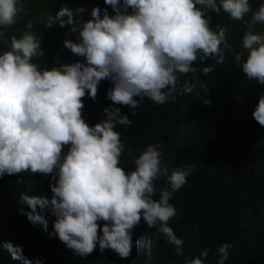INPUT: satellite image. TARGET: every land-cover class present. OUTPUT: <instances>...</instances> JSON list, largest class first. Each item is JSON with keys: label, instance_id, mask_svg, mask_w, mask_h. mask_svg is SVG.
Returning a JSON list of instances; mask_svg holds the SVG:
<instances>
[{"label": "clouds", "instance_id": "1", "mask_svg": "<svg viewBox=\"0 0 264 264\" xmlns=\"http://www.w3.org/2000/svg\"><path fill=\"white\" fill-rule=\"evenodd\" d=\"M104 4L112 15L93 7L85 22L78 18L85 8L62 6L44 25L71 26L77 42L66 40L64 47L83 62L41 69L33 62L44 52L30 31L31 20L22 36L9 38L8 50L0 54V177L23 172L50 177L51 198L22 194L20 203L29 211L21 207L18 213L45 230V215L55 217L50 238H58L76 256L85 258L99 245L100 254L110 249L121 259L128 258L134 247L132 230L143 220L174 246L183 264H206L212 250L184 255V241L169 226L177 215L170 200L196 168L162 167L161 146L149 144L134 158V169L126 172L120 166L125 149L115 128L129 127L132 121L120 108L108 107L103 110L106 119L90 127L82 118L83 98L87 93L95 101L99 83L109 80L112 88L106 98L129 107L135 116L144 98L164 105L193 92L196 84L189 80L180 84L178 74L195 72L192 65L198 58L201 63L208 58L224 62L227 30L220 25L213 30L208 15L221 11L236 21L251 13L235 60L248 80L264 85V32L255 30L264 23V3L255 11L249 0H104ZM22 12L28 15L21 0H0V29L14 25ZM211 71L202 69L203 74ZM202 103L211 106L209 99L202 98ZM252 117L264 127V95ZM161 177L168 186L154 199V182ZM151 229L144 230L146 237H155ZM232 247L224 243L212 253L216 264H225ZM0 249L20 264H42L27 258L22 245L0 242Z\"/></svg>", "mask_w": 264, "mask_h": 264}, {"label": "trees", "instance_id": "2", "mask_svg": "<svg viewBox=\"0 0 264 264\" xmlns=\"http://www.w3.org/2000/svg\"><path fill=\"white\" fill-rule=\"evenodd\" d=\"M21 2L28 15L22 12L14 25L0 29L4 32L0 36V54L8 50L12 35L17 38L23 35L26 22L31 20L34 27L30 31L41 41L44 52L43 57L33 58V62L44 70L83 62L82 57L64 47L66 40L77 42L78 34L71 31V26L53 25L43 29L49 15L54 16L62 6L70 10L85 8V13L78 17L85 22L91 19L93 7L107 9L112 15L111 7L105 5L104 0ZM262 3L264 0H249L253 11ZM39 14H43L41 22L36 20ZM208 15L213 30L217 25L226 28L229 47L224 49L223 63L218 64L212 58L201 63L198 58L192 65L195 72L178 74L180 84L185 80L196 84L193 92L178 95L175 103L164 105L144 98L136 110L137 115L133 116L132 109L113 105L106 98L112 83L102 80L95 101L87 93L83 98L82 118L91 127L106 119L103 110L108 107L120 108L122 114L128 115L131 126L117 125L115 128L124 145L120 166L126 172L134 169V158L149 144L161 146V162H170V171L187 165L196 168L170 200L177 215L169 221V226L184 241V255L198 256L204 248H210L212 251L206 264H216L212 253L221 244L228 243L233 247L225 264H264V127L252 117L259 97L264 95V85L248 80L239 67L240 62L235 60V53L242 51L241 41L251 13L241 21L231 19L223 11L219 14L209 12ZM255 30L264 32V23H258ZM205 67L212 68V71L203 74ZM216 82L224 83V92L217 93ZM237 85L242 87L237 92L238 101L233 102L227 92ZM202 98L209 99L211 106L204 105ZM134 99L139 100V97ZM237 103L246 114V119L240 122L235 120ZM185 130L188 132L183 138ZM49 182V176L28 172L0 177V242L22 245L27 258L40 259L42 264H183V257L176 255L174 246L168 244L155 228H148L143 220L132 230L134 247L128 258L121 259L110 249L100 254L99 245L85 258L74 255L58 238H50L55 217L45 215L48 220L45 230L40 224L32 225L18 213L21 207L29 211L19 202L22 194L50 199ZM154 183L157 194L153 198L158 199L160 189L168 185L164 177ZM7 184H11V190ZM100 224L103 226V222ZM146 229H151V235L156 232L155 237H146ZM0 264L20 262L12 260L6 251L0 249Z\"/></svg>", "mask_w": 264, "mask_h": 264}, {"label": "rangeland", "instance_id": "3", "mask_svg": "<svg viewBox=\"0 0 264 264\" xmlns=\"http://www.w3.org/2000/svg\"><path fill=\"white\" fill-rule=\"evenodd\" d=\"M42 19H43V14H39L38 15V17H37V21H39V22H41L42 21ZM45 23H46V21L44 22V25H45ZM256 27H257V25H256ZM45 27H43V29H44ZM46 29V28H45ZM216 84H217V86H218V91H217V93H220V92H224L225 90H224V83H222V82H216ZM242 86L241 85H237V86H235V88H231V89H229V91L227 92V94H228V96L232 99V101L234 102V101H238V98H239V96H238V94H237V92L240 90V88H241ZM216 93V94H217ZM226 93V92H225ZM244 119H246V114L244 113V109H243V107L239 104V103H237L236 104V109H235V120L237 121V122H240V121H242V120H244ZM188 132V130H185V131H183V133H182V137L183 138H185V134ZM161 166L162 167H169V165H170V162H168V161H164V160H162V162H161ZM7 186V188L9 189V190H11L12 189V186H11V184H7L6 185ZM20 202V201H19Z\"/></svg>", "mask_w": 264, "mask_h": 264}]
</instances>
